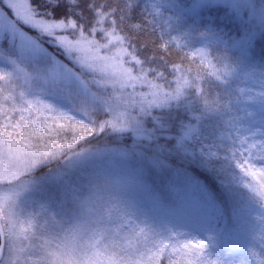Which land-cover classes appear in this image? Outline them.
Instances as JSON below:
<instances>
[{"label": "snow or ice", "instance_id": "obj_1", "mask_svg": "<svg viewBox=\"0 0 264 264\" xmlns=\"http://www.w3.org/2000/svg\"><path fill=\"white\" fill-rule=\"evenodd\" d=\"M0 3L12 13L0 10V39L10 37L13 44L19 40L22 49L18 54L13 52L16 59L0 55V264H159L165 249L170 251L168 264H224L209 259L215 249L212 236L205 244L194 230L176 225L160 230L153 223L148 228L154 234L149 241L144 228L133 220L125 227L124 219L134 217L141 224L149 223L141 220L135 193L147 194L156 208L192 221L193 227L198 214L210 218L224 215L217 196L195 175L183 173L189 178L190 192L170 189L178 194L179 206L175 209L166 206L162 196L148 184L151 168L168 165L157 155L149 156L138 148L150 146L162 136L165 140L175 139L177 153L218 179L233 195L237 194L233 186L241 184L253 192L258 187L264 196V62L257 63L251 55L256 32L245 27L237 37H226L212 28L202 33L225 51L237 53L232 63L224 66L227 71L205 73L202 79H188L177 65H172L173 79L167 80L162 71L151 66L153 56L142 59L135 55L134 41L148 29L153 33L159 30L160 47L166 49L174 44L171 33L165 31L174 16L198 15L220 7L237 16H250L264 32V0H193L190 8H184L179 0H122V6L120 2L102 0ZM166 12L173 15L166 16ZM21 23L53 37L75 68L47 57L36 40L21 31ZM57 30L67 35H57ZM97 32L103 41L99 48L105 55L84 63L75 55L76 50L82 51L77 46L87 42L96 47L90 37ZM117 48L124 49L128 58L113 56ZM199 54L204 53L201 50ZM185 55L194 58L197 53ZM34 57H39L40 64L51 60L44 76L37 72L35 77L42 80L38 85L41 91L29 86L17 94L12 83L21 71L18 61ZM213 80L215 87H223V93L211 92ZM236 82L243 87L234 101L232 85ZM50 83L53 87H48ZM141 89L149 90L147 104ZM161 94V103L151 98ZM40 96L50 101L45 106L48 115L40 114L39 99L33 108V100L28 98ZM241 97L253 106L251 111L243 109L244 117L233 114ZM174 110H183L189 120L181 122L179 133L172 137L169 133L176 126L171 119ZM99 113L111 114V119L102 123L91 119L92 114ZM209 121L225 129L218 138L215 133H209L212 140L205 136ZM242 122L247 127H241ZM105 127L148 144L87 152L78 147L79 141L93 136L94 129L102 132ZM165 151L170 152L156 143L155 153ZM53 164L64 166L59 179L52 175ZM89 166L94 167L86 177L78 175ZM51 185H55V193L50 191ZM36 195H40L39 201L33 199ZM115 200L125 206L124 216L119 221H105L104 207ZM97 213L101 214L98 223L118 226L96 229L89 235L88 226ZM124 231L131 235H123Z\"/></svg>", "mask_w": 264, "mask_h": 264}, {"label": "trees", "instance_id": "obj_2", "mask_svg": "<svg viewBox=\"0 0 264 264\" xmlns=\"http://www.w3.org/2000/svg\"><path fill=\"white\" fill-rule=\"evenodd\" d=\"M35 2V0H34ZM86 2V0H85ZM101 2V0H98ZM105 3H117L120 2L122 6V0H102ZM184 8H190L193 0H179ZM166 16H172L171 12H166ZM140 19L139 15L136 17ZM245 27L250 28L256 32V40L251 49V55L254 57L257 63L264 62V32L259 27H255L254 24L244 22L239 16L234 15L228 8L220 7L211 10H203L198 15H183L179 13L172 19L171 25L165 29L166 32H170L174 38V44H169L165 48L160 47V31L153 33L151 29H148L144 33L139 34L134 41L136 47L135 55L139 58H145L153 56L151 66L155 67L158 71H162L164 77L171 81L172 65H177L181 73H183L188 79L193 77L202 79L205 73L220 74L227 69L225 65L232 63L237 53L233 51H225L223 47H219L211 39L201 35L206 33L208 28H212L214 31L224 34L226 37H237L243 33ZM29 34L35 36L39 41L44 44L55 56L62 58L73 66L71 60L66 57L62 52V47L50 44L45 36L40 35L36 30L24 27ZM159 29V25H157ZM65 35H67L65 33ZM70 37V36H69ZM71 38V37H70ZM98 42L103 43L99 32L94 34L93 37ZM168 41V36L165 35V42ZM202 48L206 54V58L198 53V49ZM129 51H131L129 49ZM196 52L197 55L186 56L185 53ZM163 57V60H161ZM202 61L201 63H198ZM74 67V66H73ZM75 68V67H74ZM152 73H149V77ZM156 81H154L155 83ZM243 85L236 82L232 85L233 100L239 95V88ZM213 94L220 92L223 93V87H215V80L210 88ZM127 91H131L128 89ZM153 99V98H152ZM143 100H149V96L146 92H143ZM247 107L252 110L251 104H246L244 98L241 97L240 101L233 107V114L240 117L245 116L243 109ZM155 114V113H154ZM97 121L102 123L104 119H111V114L99 113L94 114ZM166 118H167V114ZM171 119L175 122V129L169 134L175 137L180 131V123H187L189 116L183 110L173 111L171 113ZM150 127V125H148ZM241 127H247V124L242 122ZM225 129L220 128L215 121H209L205 124L204 134L209 136V133H215L218 138L224 133ZM120 133H112L105 127L104 131L96 130L95 139L99 142H108L117 139ZM123 138L126 141L125 148H131L133 143H139L141 145H147V141L136 142L134 137L123 134ZM213 137L209 136V140ZM156 143L162 144L170 152L165 151L161 153H155L154 149ZM176 140H165L163 136L150 146L140 147L139 151H144L147 155H157L159 159L165 161L168 167L163 168H151L148 172V184L152 186L163 198V202L167 206H174L179 198L177 192H173L170 189L175 188L178 192L188 193L191 191L189 187V178L183 173L197 176L201 181L206 183L213 193L217 196L218 202L225 209L222 217L216 218L213 225H211L212 234L218 238L221 242L220 246V259L224 264H235L232 254L228 252L223 246L225 241V234H233L241 243L247 247L252 258L256 261V264H261L264 261V199L263 201L251 200L250 195L244 186L241 184L234 185L236 195L230 193L220 181L208 173L198 168L195 164H189L182 154H179L175 150ZM253 152L256 149L252 150ZM176 170H180L177 173ZM79 175V174H78ZM147 196V195H146ZM252 202L259 203L263 210V215L257 216L255 213L248 211V208Z\"/></svg>", "mask_w": 264, "mask_h": 264}, {"label": "rangeland", "instance_id": "obj_3", "mask_svg": "<svg viewBox=\"0 0 264 264\" xmlns=\"http://www.w3.org/2000/svg\"><path fill=\"white\" fill-rule=\"evenodd\" d=\"M257 2H260V0H257ZM0 10H3L4 12L8 13L9 15L12 14L11 10L8 9L6 4H4V3H0ZM239 17L244 22L250 23L252 25L254 24L255 27H258L257 22L253 21L250 16L242 15ZM25 26L28 27L27 25H24L22 23L18 25V27L21 29V31L25 32L28 36H31L34 40H36V42L40 45V48L44 50V53L47 55V57L55 59L56 61H58L64 65H67L70 68L75 67L74 64H73V66H74L73 67L67 61L63 60L62 58H60L58 56H55L53 54V52H51L44 44H42L39 41V39H37L32 34H29V32L24 28ZM30 29H34V28H30ZM34 30H36L40 34V32L37 29H34ZM57 35H65V33L62 34L60 32V30H57ZM42 36H45L50 44L56 45L58 47H62V52L66 55V57H68L67 54L65 53L64 47L59 45L54 40L53 37L48 36L46 34L42 35ZM68 39L71 40L72 38L68 37ZM90 39L93 41V44L97 45L96 47H93V45H90L87 42H82L79 46H77V48L82 49V51H79V50L75 51V55L77 57L82 58V62H84V63H91L92 58L97 56V55H99V56L105 55V51L103 49L99 48V44H102V43L96 41L93 38H90ZM201 50L203 51L202 48H199L198 53H200ZM21 51H22V49L20 48V41L19 40H17L15 42V44H13L10 42V37L5 36L3 39H0V55L10 56L12 59H16V55H13V52H16L18 54ZM203 53H204L203 57L206 58V54L204 51H203ZM24 54H25V57L28 56V53L26 50L24 51ZM112 55L113 56H120L123 59L128 58L126 51L124 49H120V48L115 49L113 51ZM38 60H39V57H34V58H24V59H21L20 61H18L21 71L19 73H17V78H14L13 83H12V87L17 94L21 91H25L29 86H32L33 89L36 90L37 92L41 91V89L38 85L42 83V80L40 78H35V77H36L37 72L41 73V77L44 76V70L46 68L51 67V60H49L45 64L38 63ZM71 62H72V60H71ZM48 79L50 80L51 77L48 76ZM0 84H3V82L0 81ZM48 87H53V85L50 83L48 85ZM141 91L146 92V94L149 96V90L148 89H141ZM151 91L156 92L157 90L152 89ZM28 98L30 100H33V108L37 107V104L35 103V101L37 99H39L41 101L40 104L38 105V107L40 108V114L48 115L45 106H46V104H48L50 102L49 100L45 99L44 96L28 97ZM151 98H153L156 103L163 102V95L162 94L151 97ZM0 102H2V101H0ZM143 102L145 104L148 103L145 100H143ZM91 119L97 120V118L95 117L94 114H92ZM0 121H2V117H0ZM29 123H31V121H29ZM0 127H2V125H0ZM96 130L97 129H94L93 136L87 137L86 140L78 142V147H81V149L84 152H87L89 150L104 151L106 149H117V150L126 149L125 148L126 141L123 138L122 134H120V136L113 141L99 142V141H97V139L94 140ZM9 131L11 132V129H9ZM89 141L91 143H89ZM128 149H131V148H128ZM103 165L107 166L106 162H103ZM93 167L94 166H89L88 168L84 169L83 171L79 172L78 174L86 177L87 174L92 171ZM63 171H64L63 164H53L52 165V175H54L58 179L62 177ZM244 189L248 191V193L250 195L249 199H251L252 201L254 199L257 201H263L264 196H261L258 187H257V190L255 192H253L251 189H249L247 187H244ZM50 191L55 193V191H56L55 185L50 186ZM0 195H2V193H0ZM134 195H135V198H136L138 205H139L137 211L141 214V220H147L149 223H148V225L141 224L140 221L135 220L134 217H128V218L124 219L125 227L128 225L129 220H133L134 223L139 224V226L141 228L145 229V231L147 232V238L149 241H151L154 234L151 231H148V228L153 223L160 230H163L164 228L171 227L173 225H176L177 227L184 226L188 230L197 231V234H200V239L205 244H209L208 237L212 236L210 233V225H211V221L214 218H210L209 216L204 215V214H198L195 216V220H194L195 227H193L192 221L182 219L179 216L169 214L167 212L161 211L160 209L156 208L152 204V202L148 199V196H146L147 194L135 193ZM33 199L35 201H39L41 199V197H40V195H36ZM252 203H256V202H252ZM29 204L31 206H35L32 204V201H29ZM178 206H179V201L176 205L171 206L169 208L175 209ZM124 208H125V206L122 203H120L119 200H115L114 202H109L104 207L102 216L105 219V221H107L109 219L112 221H119V219L124 216ZM117 209H119L118 212H117ZM251 210L253 212H255L256 214L261 213V210L256 205H253V208ZM100 217H101V214L97 213L95 219L93 220V223L88 226L90 229L89 235H91V233L93 231H95L96 229L103 230L105 227L116 228L118 226V224H116V223H113L111 225H108L107 223L100 224V223H98ZM123 235H125V236L131 235V232L124 231ZM136 235L140 236L141 234L137 233ZM125 243H128V242L125 241ZM233 243H234L235 247L237 248L236 250L235 249L232 250L235 253V258L237 259V264H240V261L242 259L245 260V264H254V263H252L251 258L249 256V254H247L245 248H243L239 242H233ZM231 245L232 244L229 243V246H231ZM218 250H219V243L215 240V249L212 251V256H210L209 259H218L219 260ZM169 255H170V251L168 249H165L164 253L159 257V264H168V256ZM245 258H247V259H245ZM148 264H156V261H149Z\"/></svg>", "mask_w": 264, "mask_h": 264}, {"label": "bare ground", "instance_id": "obj_4", "mask_svg": "<svg viewBox=\"0 0 264 264\" xmlns=\"http://www.w3.org/2000/svg\"><path fill=\"white\" fill-rule=\"evenodd\" d=\"M199 235V237H200V234H198Z\"/></svg>", "mask_w": 264, "mask_h": 264}]
</instances>
